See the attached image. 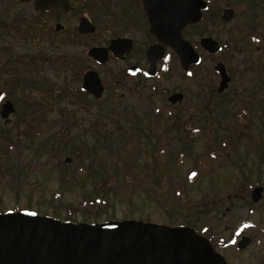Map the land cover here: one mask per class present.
I'll return each mask as SVG.
<instances>
[{"label": "rangeland", "instance_id": "rangeland-1", "mask_svg": "<svg viewBox=\"0 0 264 264\" xmlns=\"http://www.w3.org/2000/svg\"><path fill=\"white\" fill-rule=\"evenodd\" d=\"M209 8L183 39L196 49L199 39L210 37L223 51L203 54L190 74L170 52L157 66L159 78L128 83L116 77L123 64L98 66L86 58L93 42L76 39L73 13L59 18L65 32L55 39L44 40L31 28L27 38L28 23L40 31L37 23L50 27L55 19L0 0V91L15 110L0 117V159L11 164L12 175L8 187H0V209L70 211L77 223L132 219L185 226L230 264H264V0H210ZM226 8L235 12L229 24L220 18ZM217 62L231 78L220 94L210 80ZM87 70L100 76V100L81 93ZM172 92L184 93L183 100L171 105ZM18 128L31 140L9 154ZM104 177L109 189L123 193L110 194L97 210H69L89 199ZM256 187L263 188L259 203L250 198ZM57 194L64 205L56 203ZM242 237L251 243L240 252Z\"/></svg>", "mask_w": 264, "mask_h": 264}, {"label": "water", "instance_id": "water-1", "mask_svg": "<svg viewBox=\"0 0 264 264\" xmlns=\"http://www.w3.org/2000/svg\"><path fill=\"white\" fill-rule=\"evenodd\" d=\"M46 4L63 11L68 10V0L34 1L38 11L45 9ZM161 5L165 8L164 12L172 16L171 21L168 16V20H164L161 25H152L150 28V34L155 36L161 45L152 46L147 52L149 75L154 74L156 62L163 58L165 47L170 48L179 58L183 71L199 62L191 44L183 39L182 31L188 25L199 23L200 10L205 9L204 2L166 0ZM233 17L234 12L226 9L221 15V20L229 23ZM85 24L83 21L80 29H83ZM90 32L83 31L85 34ZM111 46L108 49L92 48L87 55L99 63H104L108 59ZM200 47L210 54L220 51L218 43L211 38L202 39ZM214 70L220 75L218 91L222 92L226 89L229 78L222 64H218ZM82 90L96 99L101 98L103 89L96 73L87 72L84 75ZM182 98V94H174L169 98V102L175 104L182 101ZM13 111L11 103L6 102L2 106L1 118L6 119ZM262 192L261 187L252 190L253 203L261 200ZM247 242V239H243L238 244V249H242ZM0 264L227 263L222 256L214 253L205 238L188 227H168L135 220L99 224L72 223L30 211H9L0 214Z\"/></svg>", "mask_w": 264, "mask_h": 264}, {"label": "flooded vegetation", "instance_id": "flooded-vegetation-1", "mask_svg": "<svg viewBox=\"0 0 264 264\" xmlns=\"http://www.w3.org/2000/svg\"><path fill=\"white\" fill-rule=\"evenodd\" d=\"M15 1L18 2L19 4L30 6L32 11L35 14H38L39 16H50V18L55 19L54 25L52 26V24L50 23V27H47L41 23L40 24L37 23L36 28L38 29L39 27L41 30H44L45 34L41 30L38 31L36 29H33V26H35L36 23L35 24L28 23L27 25L29 26H26L25 31L23 30L26 33L27 38H29L28 35L30 33L27 30L31 28L32 31L34 30L33 32H35V34L40 32V35L41 37H43L44 40L51 41L52 39H55L58 35H61L62 33L65 32L64 25L58 22L60 21L59 18L60 17L62 18L64 16H67L73 13L75 15L74 18L76 19V22H77V25L74 29V33L77 35V37L75 36L76 39L90 40L93 42L92 46L87 50V52L92 48L108 49V47L112 45L111 50L108 51V55H107L108 59L106 62L99 63L93 59H90L88 58L87 53H86V58L89 61H91L92 63L98 66L105 65L108 62H114L116 64H123L124 68L121 71H119L118 74H116L117 75L116 77L124 79L128 83H132L133 81H136V80L141 82L143 78L148 79V78H159L160 77V71L157 70V66L161 64L164 60L162 59L160 61H157L155 65L156 69L154 70V74L148 75L149 74V61L146 55L150 47L155 46V45H161L157 41L155 36L150 34L151 26L161 25L164 20H168L167 18L168 16H170V21H171L172 15L170 13L168 15L167 12H164L165 8H163V6L161 5L162 3H165L166 0H68V10L66 11L51 7L48 4H46L45 9L38 11L35 9V6H34L35 0H28V1L15 0ZM200 1L204 2L205 4V9L200 10L201 11L200 22L196 25L186 26L183 32L189 28H195L199 26V24L202 22L203 14L207 12L208 9H210L209 8L210 0H200ZM234 16H235V12H234ZM83 21L86 24L84 25L83 29H80L81 28L80 25ZM224 24H229V23H224ZM16 27L19 28V25ZM6 28L7 26L2 27V29L4 30ZM107 29H108V32L106 33ZM91 30L92 32H90ZM83 31L90 32V33L85 34L83 33ZM19 35L20 33H17V32L14 33V37L17 40L19 38L21 39ZM26 35H24V38H26ZM204 38H208V37H202L201 39H199L198 47L196 48L197 53L200 57V62L197 65H199L202 62L203 54H207L208 56H212V57L219 54L218 53L216 55H212L200 49L199 47L200 41ZM62 43H68V41L63 40ZM3 51L4 52L6 51L8 55H10L8 50L3 48ZM221 51H223L222 47H221ZM170 52L174 54L172 50H170L168 47L164 48L165 56L166 55L169 56L171 54ZM13 60L15 62L20 61V59L17 60L16 57H13ZM219 63L221 62H217L216 65ZM221 64L224 65L223 63ZM1 66H2L1 70H3L4 63H2ZM195 66L196 65L189 66L188 71H186L185 73L190 74L191 72L190 69ZM224 67H225V70L229 77V82H230L231 78L228 74L229 73L228 69L226 68L225 65ZM86 72L96 73L98 79L100 80L103 93H104V87H103L99 74L95 70H87ZM86 72H84V74ZM214 73L216 74L214 79H210V77H212V74H207L206 78L210 79L212 83L216 84L217 93L220 94L222 92L218 91V86H219L221 79H220L219 74L216 71ZM84 74L82 75V79H83ZM116 83L119 84L118 81ZM81 84H82V80H81ZM0 93L4 95V98L0 100V113H1L2 106L8 100H6V94L4 91L1 90ZM81 93L86 96L89 95L90 97L94 99V97L91 94H87L83 92ZM175 93H180V92H172L168 96V98ZM182 94L184 98L185 94L184 93ZM168 98H167V101H168ZM250 243H251V240L247 242V244L240 250V252H243L250 245ZM223 247H226V244H224Z\"/></svg>", "mask_w": 264, "mask_h": 264}, {"label": "trees", "instance_id": "trees-1", "mask_svg": "<svg viewBox=\"0 0 264 264\" xmlns=\"http://www.w3.org/2000/svg\"><path fill=\"white\" fill-rule=\"evenodd\" d=\"M244 121V120H243ZM247 123H249V121H247ZM22 128V126H19ZM31 137H29V134H25V131H23L22 129L18 128V132H17V141H16V145L13 143H8L9 145V151L8 153L11 154L13 152H15L18 149V145H27L28 142H30ZM0 187L2 189H5L8 187V185L11 183L12 181V175L10 173H8V171L11 170V164H7V162H4L3 160L0 159ZM8 166V167H7ZM7 167V168H6ZM108 176V175H106ZM131 175H126L125 179L128 180V185H130L129 190H132L134 188V182L131 179ZM134 177V176H133ZM189 180H193L194 176L193 174L190 175ZM135 181V178H134ZM133 182V183H132ZM155 184V188L156 189H160L162 187V182H154ZM115 185V184H114ZM119 185V184H118ZM117 184L115 186H118ZM120 189V187H118ZM92 194L90 195L89 199H84L81 203H76L73 205L72 208L73 210H80L81 212H84V210H90L92 211L93 208L95 210L99 209L100 206L102 207H106L109 201V196L110 194L113 193H123L120 190H112L108 188V185L106 183V177H104V180L95 183V185L92 187ZM55 197V201L58 204L64 205L65 202H63L62 197L57 194V196ZM29 208H23L22 210H28ZM92 209V210H91ZM13 211H21V209L15 208V210ZM0 213H3L2 209H0ZM94 213L93 218H95V215L98 213L96 211L92 212ZM47 216H52L54 218L63 220V221H69V222H75V218H74V214L72 212H68L65 216H62L60 212L57 211H52L50 214H45ZM63 217V218H62ZM112 219H106V221H111ZM84 223H97L96 220L92 221V222H86L83 221Z\"/></svg>", "mask_w": 264, "mask_h": 264}]
</instances>
